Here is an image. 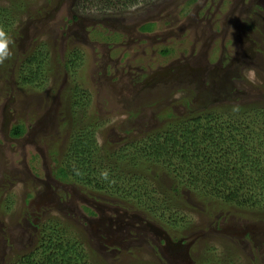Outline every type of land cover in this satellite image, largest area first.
I'll return each instance as SVG.
<instances>
[{"label": "rangeland", "instance_id": "1", "mask_svg": "<svg viewBox=\"0 0 264 264\" xmlns=\"http://www.w3.org/2000/svg\"><path fill=\"white\" fill-rule=\"evenodd\" d=\"M75 1L0 0L8 51L0 61V264L32 252L37 225L50 219L67 227L90 264H264V201L227 211L212 200L200 214L190 190L171 207L147 189L165 213L153 218L122 214L119 196L52 176L56 155L81 138L94 172L108 177L116 168L154 188L131 152L168 114L264 108V0H140L119 12L79 10ZM147 23L151 31L142 30ZM68 49L80 57L73 77L82 92L66 106L69 77L56 57ZM33 56L44 71L30 67ZM32 71L43 72L35 83L25 80ZM18 123L25 132L14 138ZM175 173L159 182L168 186ZM169 215L183 219L175 250L158 235L170 237L159 226Z\"/></svg>", "mask_w": 264, "mask_h": 264}, {"label": "trees", "instance_id": "2", "mask_svg": "<svg viewBox=\"0 0 264 264\" xmlns=\"http://www.w3.org/2000/svg\"><path fill=\"white\" fill-rule=\"evenodd\" d=\"M139 1L76 0L75 2L79 10L96 4L102 6L104 10L119 12L137 5ZM145 2L147 0L143 3ZM76 17L72 18L75 20ZM147 25L148 27L144 25L142 30L151 31L153 23ZM167 53L168 50L162 51L164 55ZM32 58L28 61L30 67H36L37 71L47 68L43 64L44 61H38L35 56ZM56 59L69 77V85L66 87L69 92L64 95L67 106L70 97L73 98L74 94L76 96L82 92L73 77L75 69L79 66L80 57L68 49L62 61L58 56ZM42 73L32 71L25 80L31 79L29 82L35 83L42 78ZM241 108L235 107L233 110L223 108L221 111L191 109L182 114H168L165 125L148 134V140L143 144L138 143L131 152L135 155L137 164L140 167H147L152 172L154 180L158 181V186L154 188L150 185L134 184V180L137 182L138 179L133 180L130 176L126 179L128 173L125 177H120L116 168L112 171L113 174H108V177L104 173L94 172L93 167L87 165L92 152L87 149L88 140L81 138L66 146L60 157L58 155L56 157L57 152H54L56 158L52 162L56 166L52 176L60 183H68L67 179H71L80 185H85L91 191L119 196L126 201L117 203L118 209L122 212L133 211L135 214L138 212L153 218L164 217L165 213H160L156 209L157 201L153 200L147 189H154L159 196L163 195L164 201H167L171 207L174 206L177 198L180 199L181 196L187 198L182 189L190 190L193 200L197 201L195 204L201 208L200 214L206 209L211 210V205L215 202L212 200H217L227 211L230 208L236 210L251 208L264 201V108H251V106ZM75 114L72 112L71 116L74 117ZM72 124L73 122L69 126L71 127ZM24 132L23 124L18 123L12 126L10 135L20 138ZM87 137L90 138L89 135ZM109 157L113 159V154ZM171 166L174 167L170 169ZM174 173L175 175L170 177L172 180L168 186L159 182L158 178H162V174ZM257 196L260 199L254 200L253 198ZM129 200L131 202H128ZM182 220L175 221L169 215L159 226L167 230L170 237L175 234H178V237L181 234ZM66 228L61 222L52 219L47 223L38 224L37 246L32 252L18 257L10 264H90L81 251V245L78 246L70 234H66Z\"/></svg>", "mask_w": 264, "mask_h": 264}, {"label": "flooded vegetation", "instance_id": "3", "mask_svg": "<svg viewBox=\"0 0 264 264\" xmlns=\"http://www.w3.org/2000/svg\"><path fill=\"white\" fill-rule=\"evenodd\" d=\"M122 214H125V212L124 213L122 212ZM137 221H139V223L142 224L141 219H137ZM158 233H157L158 235L163 237L164 240H162V242L164 241L165 247H167L168 249L171 248V246L173 247L174 250L176 248H181V244L177 243V241H175V242L172 241L173 239L171 237H169L168 235H166V234L164 235L162 232H158Z\"/></svg>", "mask_w": 264, "mask_h": 264}, {"label": "clouds", "instance_id": "4", "mask_svg": "<svg viewBox=\"0 0 264 264\" xmlns=\"http://www.w3.org/2000/svg\"><path fill=\"white\" fill-rule=\"evenodd\" d=\"M5 34L0 32V61H3L8 56L7 40L4 38Z\"/></svg>", "mask_w": 264, "mask_h": 264}]
</instances>
